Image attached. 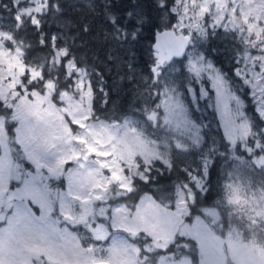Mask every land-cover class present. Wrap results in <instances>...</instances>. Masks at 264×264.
<instances>
[{"label":"snow or ice","instance_id":"1","mask_svg":"<svg viewBox=\"0 0 264 264\" xmlns=\"http://www.w3.org/2000/svg\"><path fill=\"white\" fill-rule=\"evenodd\" d=\"M11 4L0 3V264H264V0H153L144 103L122 115L97 108L103 74L77 55L79 31L45 32L59 0ZM110 8L113 62L149 17L135 0L123 16ZM221 37L227 71L206 47ZM180 156L194 158L184 180L156 186Z\"/></svg>","mask_w":264,"mask_h":264},{"label":"trees","instance_id":"2","mask_svg":"<svg viewBox=\"0 0 264 264\" xmlns=\"http://www.w3.org/2000/svg\"><path fill=\"white\" fill-rule=\"evenodd\" d=\"M62 12L55 16L49 15L45 32L51 36L53 33H68L75 35L79 31L80 41H86L85 47L76 49L77 55H87L90 64H94L96 70L103 74V84L97 87H103L107 93L98 94L96 106L103 113L104 111L122 115L131 113L134 109L142 106L145 96L141 93L146 92L144 78L148 76V66L150 64L148 46L151 42L148 37L151 36V28L156 23V11L153 6V0H135L138 10H142L149 20L145 25L143 37L138 42L125 46L124 49L115 51L114 56L119 59L109 62L106 58L108 44L103 43L102 32L107 26L104 18V5L111 6L110 11L121 16L123 13L133 7V0H95L96 8L94 11H89L84 7L85 0H59ZM0 3H7L12 7L11 0H0ZM0 16H7V12L0 9ZM84 24L90 25V31L84 33L80 31ZM28 39L34 45L33 56L42 55L45 50L38 46V37L34 34V30H30ZM206 47L209 49V55L213 57L219 65L228 69V49L231 48L230 43L223 37L213 39L208 42ZM215 50V51H214ZM93 53H97V58L92 59ZM131 63L133 69L130 70L127 64ZM129 77H133L129 80ZM150 83V82H149ZM105 101L107 103L105 104ZM193 157L180 156L176 161V168L171 171H163L161 174H153L157 185L162 188H170L176 182L184 180L185 176L182 169L192 164ZM193 167L195 165L193 164ZM217 181V175L214 171L212 174V184L214 186Z\"/></svg>","mask_w":264,"mask_h":264},{"label":"rangeland","instance_id":"3","mask_svg":"<svg viewBox=\"0 0 264 264\" xmlns=\"http://www.w3.org/2000/svg\"><path fill=\"white\" fill-rule=\"evenodd\" d=\"M256 180H259L260 179V177L259 176H257L256 178H255ZM176 183H178V182H176ZM175 183V184H176ZM257 187H259V184H257ZM243 195V194H242ZM251 239H256L255 237H252ZM246 243L247 242H249V241H245ZM259 244H264V241H260V242H258V245ZM230 256L232 255L231 253L229 254ZM238 255H240V256H243L244 255V253L243 252H241V253H239ZM241 264H246V262H244V261H241Z\"/></svg>","mask_w":264,"mask_h":264}]
</instances>
